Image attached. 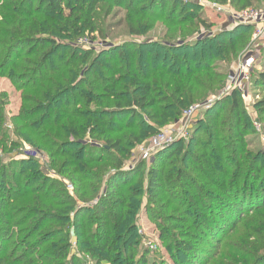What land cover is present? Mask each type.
<instances>
[{
	"label": "trees",
	"instance_id": "obj_1",
	"mask_svg": "<svg viewBox=\"0 0 264 264\" xmlns=\"http://www.w3.org/2000/svg\"><path fill=\"white\" fill-rule=\"evenodd\" d=\"M116 1L125 4L129 20H151L144 31L161 21L167 39H129L99 51L75 44L85 33L103 36L95 11L113 0H5L1 5L10 28L0 41V76L22 92L18 113L10 117L12 133L44 151L75 183L80 204L62 183L43 174L35 158L0 162V264H70L65 259L69 228L79 249L98 262L201 264L202 252L218 255L222 238L243 216L264 214V149H247L250 124L236 89L204 109L185 140L154 153L144 186L136 180L144 163L123 168L131 148L156 134L157 126L219 95L226 75L212 63L228 60L253 27L241 24L189 41L186 37L212 26L197 3ZM213 1L239 9L258 2ZM129 32L143 34L134 27ZM233 33L238 37L232 39ZM21 45L26 54L17 63L12 57ZM257 81L264 84V72ZM7 99L0 91V131ZM86 136L100 145L82 143ZM7 140L1 133L0 144ZM18 141L10 147H18ZM143 200L146 214L162 229L169 261L150 259L148 252L134 255ZM76 263L73 258L71 264Z\"/></svg>",
	"mask_w": 264,
	"mask_h": 264
},
{
	"label": "rangeland",
	"instance_id": "obj_2",
	"mask_svg": "<svg viewBox=\"0 0 264 264\" xmlns=\"http://www.w3.org/2000/svg\"><path fill=\"white\" fill-rule=\"evenodd\" d=\"M3 1L0 0V41H5L6 34L9 30V25L6 22L7 17L3 14L7 10L6 7H2ZM201 7L200 13L203 18H206L208 23L212 26L208 28H202L195 32L192 37H186L187 40L191 41L196 37H202L203 35H211L216 31H228L237 25H244L241 21L237 20L238 15L241 11L246 9L261 11L264 10V0H258V2H253L251 6L246 9H239V7L234 6L233 3H219L213 0H191ZM257 1V0H256ZM126 2V0H125ZM238 5H241L239 2ZM125 4L118 5L116 0L111 3H103L100 10H96V16L101 22L102 28L104 29L103 36H100L97 31L93 33H85L76 39L75 44L82 46L83 48H90L94 51H99L100 48L105 46L114 45L120 43L124 40L135 39L137 41H158L161 42L169 36L166 27L161 21H157L153 26L144 31V28L149 27L151 20L148 18H143L142 20H129L127 18ZM178 13V11H177ZM113 25L111 28L106 29V27ZM131 27L142 31L143 34L131 35L129 30ZM245 31V30H242ZM244 39L239 40L236 52L229 56L228 60H223L222 57L216 59L212 65L213 68L222 71L225 77L224 87L227 82L228 75L231 74L233 66L237 59H239L244 54L251 53L254 55V64L251 72L249 73L248 79L242 85V89L238 90L242 100V110L247 116L248 123L250 127L245 135L247 149L250 152L257 153L264 149V106H262V100H264V84L257 81L258 75L264 72V41L252 40L253 30L244 32ZM168 35V36H167ZM237 33L232 34V39L237 38ZM65 41V40H64ZM179 42V41H177ZM26 54V49L23 45L19 46L12 60L17 63L21 61L22 55ZM223 87V88H224ZM0 91H5L8 95L7 103L4 105L5 121L3 122V130L1 133H7L6 144H0V162H7L9 157L12 158H27L28 156L38 160V165L43 172L50 179L51 182H59L63 184V189L67 192L75 201V203L80 204V200L77 197V188L73 181L69 180L65 173L58 172L55 166H52L49 160V156L44 151H39L33 149L30 145L25 143L23 140H19L12 133L13 126L10 120L11 116H16L18 110L21 106V91H19L14 85L11 84L7 77L0 76ZM209 97V96H208ZM206 99L201 100L196 104H202ZM202 113V112H201ZM180 119V118H179ZM178 119V120H179ZM175 120L173 122L165 123L163 125L157 126V133L160 131H165L169 127H178L179 121ZM151 123H153L151 121ZM155 135V134H153ZM143 139L141 142L136 143L130 150V154L125 159V167H132L138 163H144L140 172L136 176V180L142 182L144 186L146 180V173L151 167L152 157L150 156L152 137ZM185 140V138H183ZM11 141H18L19 146L11 148ZM187 141H183V145ZM84 144L99 146L100 143L95 139H91L88 136L82 141ZM3 145H6L4 147ZM6 148V149H5ZM150 150V151H149ZM149 151L147 156L143 158L144 152ZM132 159H136L134 165L132 164ZM107 174L105 178H107ZM104 185L99 190L102 194L104 192ZM146 200L142 201L141 210L138 212L136 219V237L137 248H135L134 255L138 256L140 252H148L150 259L164 258L169 261V252L165 245V240L161 239V228L155 224L154 219L146 214L145 211ZM70 217L72 211L69 213ZM52 226V224L46 227ZM70 241L65 259L72 262L75 258L76 264H111L107 260L97 261L90 253L82 251L77 246V240L74 235L73 228H69ZM223 243L219 246V254L214 255L213 253H204V260L201 264H264V214H248V216H243L241 223L235 228L231 233H227L222 240ZM171 263V262H170Z\"/></svg>",
	"mask_w": 264,
	"mask_h": 264
},
{
	"label": "built area",
	"instance_id": "obj_3",
	"mask_svg": "<svg viewBox=\"0 0 264 264\" xmlns=\"http://www.w3.org/2000/svg\"><path fill=\"white\" fill-rule=\"evenodd\" d=\"M239 21L244 24H250L253 27L252 40L264 41V10L257 11L246 9L240 12L238 15ZM254 55L251 53L244 54L235 62L231 74L228 75L227 82L224 88L220 91L219 95L213 96L202 104H193L185 109L180 119L178 120V127H169L165 131H160L153 135L150 156L158 150L167 146L177 139L187 138L189 131L196 120L201 117V112L209 107L214 100L229 94L232 90H241L243 83L248 79L249 73L252 70L254 64ZM149 151L144 152L143 158L147 156ZM132 164L136 162V159H132Z\"/></svg>",
	"mask_w": 264,
	"mask_h": 264
}]
</instances>
